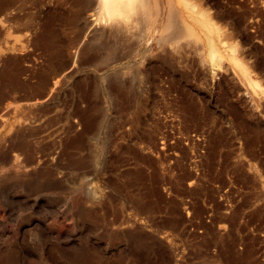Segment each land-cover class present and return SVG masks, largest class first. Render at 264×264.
<instances>
[{
	"label": "rangeland",
	"instance_id": "rangeland-1",
	"mask_svg": "<svg viewBox=\"0 0 264 264\" xmlns=\"http://www.w3.org/2000/svg\"><path fill=\"white\" fill-rule=\"evenodd\" d=\"M137 1L0 0V264H264V0Z\"/></svg>",
	"mask_w": 264,
	"mask_h": 264
},
{
	"label": "bare ground",
	"instance_id": "bare-ground-1",
	"mask_svg": "<svg viewBox=\"0 0 264 264\" xmlns=\"http://www.w3.org/2000/svg\"><path fill=\"white\" fill-rule=\"evenodd\" d=\"M149 1L150 0H138L136 3L134 2V7L139 11V13L142 15L141 17H139L140 19H138V21H139V23L140 24H142L143 23V21L145 20V16L146 15H144L143 13L144 12H148V7H149ZM130 4H133V2H130ZM100 7H102V11H103V18L105 19V23H107V24H110V27L111 28H113V29H116L117 30V32L119 33V31L118 30H120L123 26H124V22L126 21V23L128 24V21L127 20H122V19H115L114 18V14H115V12L117 13L118 12V10H119V2H116V0H101V2H100ZM115 11V12H114ZM113 12V13H112ZM175 15V14H174ZM99 16H101V15H99ZM111 16H113V18L111 17ZM101 18H102V16H101ZM103 18H102V20H103ZM98 19V21L100 20V18L98 17L97 18ZM96 19V20H97ZM115 21H114V20ZM96 20L94 21L95 23H97L96 22ZM121 20V21H120ZM173 20V19H172ZM104 21V20H103ZM102 21V23L104 24V22ZM94 24V23H93ZM126 28H127V26H126ZM113 31V30H112ZM178 31V30H177ZM95 32L96 31H93V34H95ZM116 33V32H115ZM175 33H177V32H175ZM179 33V32H178ZM172 36H173V34H172ZM175 37V36H174ZM94 39V38H93ZM91 44H92V42H90ZM90 44V45H91ZM90 51H91V53H93L92 54V56L94 55V51L93 50H91L90 49ZM213 54H215V53H213ZM97 65H99V64H97ZM102 65V64H101Z\"/></svg>",
	"mask_w": 264,
	"mask_h": 264
}]
</instances>
